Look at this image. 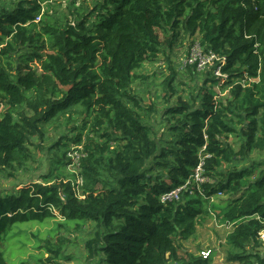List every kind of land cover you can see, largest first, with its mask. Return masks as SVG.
<instances>
[{
	"label": "trees",
	"instance_id": "1",
	"mask_svg": "<svg viewBox=\"0 0 264 264\" xmlns=\"http://www.w3.org/2000/svg\"><path fill=\"white\" fill-rule=\"evenodd\" d=\"M16 2L0 11V172L17 173L34 160L30 139L43 142L45 124L67 115L81 122L49 146L65 149L58 168L76 156L77 182L0 193V264H9L2 248L19 226L57 217L73 228L93 225L83 243L86 263L208 264L180 261L179 251L211 210L231 225L228 261L264 264V159L256 156L264 152V0L75 1L65 20L51 14V0ZM182 34L226 59L219 94L210 70L182 69L203 75L192 104L176 95L170 58ZM162 55L168 139L142 120L155 107L143 108L132 88L147 79L140 68ZM201 162L198 187L192 174ZM184 185L178 200L161 202ZM62 242L40 241L44 261L57 264Z\"/></svg>",
	"mask_w": 264,
	"mask_h": 264
},
{
	"label": "rangeland",
	"instance_id": "2",
	"mask_svg": "<svg viewBox=\"0 0 264 264\" xmlns=\"http://www.w3.org/2000/svg\"><path fill=\"white\" fill-rule=\"evenodd\" d=\"M17 0H0V11L4 8L9 9L16 5ZM79 1V3L85 1L86 6L92 4L93 0H51V14L58 18L59 20H65L69 14L67 8L72 6V2ZM50 3V2H49ZM67 12V13H66ZM166 35L160 33L161 39ZM197 39H188L182 34L179 39H177L175 46L170 52V58L173 62L175 68L178 71V78L175 83L176 95L182 97L185 101H188L189 104L193 103V100L190 98L192 93L193 97L196 96L198 88L197 85L202 84L203 75L197 74V77L191 75V72L188 71L182 72V62L190 56V49ZM202 56V55H201ZM164 55L160 56L158 60L152 63H145L138 74L140 76H147V79L144 83L136 81L133 85V91L142 99L143 108L153 105L155 108L154 113L143 111L141 112L142 120L149 124L155 133L156 138L168 139V132L170 124L173 121H170L169 115H167L165 110L169 105L164 104L163 86L161 83L168 74L167 63ZM37 68V63L32 64ZM208 66L203 70L206 71ZM141 82L143 80H140ZM214 92L218 93V88L215 86L213 88ZM226 93V92H225ZM171 102L176 103V98H171ZM4 111V107L0 105V112ZM73 120L71 122L67 121V116H59L52 122L42 126L43 132V142L32 137L30 139V150L34 156V160L27 163L24 169L18 171L17 173L7 171L0 172V193H11L15 192L16 189H20L22 186H28L31 182H38L40 184L51 185L53 183L59 182H68L75 183L77 182L76 177V165L75 160L76 156L72 154L71 163L65 165L64 167H57L55 163L58 161V157L64 163L65 160L62 158V153L65 149L60 151L56 148L49 146L53 145L61 136H66L73 126H78L81 122V119L75 115H72ZM68 134L67 136H69ZM62 139V138H61ZM234 139H228V142ZM40 145V147H39ZM239 145H235V148L238 149ZM259 157V160L264 159V152L258 153L256 155ZM69 156V152L67 154ZM75 158V159H74ZM251 158H256L255 155H251ZM12 173L13 175H8ZM51 174V176L44 178L46 174ZM224 197L218 196L215 198L214 202L222 203ZM222 209L225 208L223 204ZM211 217L208 215L203 216L201 225L196 227V231L192 237L186 241L181 242L182 249L179 251L180 261L187 262L190 257L199 259L201 253L207 250H212V254L208 259L210 262L208 264H234L233 262L228 261L229 256L232 253L230 247L225 245L226 236L230 232L231 227H226L225 222L215 216V213L218 210H211ZM57 215V211H53ZM78 222H71L72 225L77 224ZM61 224V225H57ZM56 229V233H50L52 229ZM18 232H14L13 238L5 240L4 247L2 248L4 257L7 258L8 263L18 264L20 261L23 264H52L44 261L47 257L46 252L43 249H39L37 246H40V241L49 240L52 243H58L60 238L64 239L63 243V254L59 256L55 261L57 264H100L95 261L86 263L85 261V251L83 249V243L92 235L94 227L92 224H86L82 228H73L71 225L67 226L66 222L57 217L56 220H47L43 223H34V224H23L17 228ZM70 229V231H68ZM102 231H106L101 228ZM35 236V237H34ZM39 242V243H38ZM17 247L19 253L18 257L9 256L8 253L12 252L15 254V248ZM11 262H10V261Z\"/></svg>",
	"mask_w": 264,
	"mask_h": 264
},
{
	"label": "built area",
	"instance_id": "3",
	"mask_svg": "<svg viewBox=\"0 0 264 264\" xmlns=\"http://www.w3.org/2000/svg\"><path fill=\"white\" fill-rule=\"evenodd\" d=\"M39 16L36 17L35 22H39ZM202 55V56H201ZM226 62L225 57H221V56H216L211 52H204L203 49L198 45V44H193L191 49H190V56L184 60L182 62V69L185 68L186 66H195L197 70L199 71H203L207 66V70H210V72L212 73V75L214 76V78L218 81L219 85H217L218 88V94L220 92L219 88H220V84H222L224 82V79L227 78V75L224 74L222 72V67L224 66ZM248 82H255L257 81V79H247ZM227 92V91H225ZM224 92V94H225ZM76 165V164H75ZM202 162L199 163V165L195 168L192 177L194 179V181L198 184V187L205 182V179L202 175ZM188 183V182H187ZM186 183V184H187ZM186 185L177 188V189H173L170 192L164 194L161 196V202L165 203V202H169V201H173V200H178L179 198V193L185 189ZM220 196V194H219ZM227 228L231 227L230 224L225 225ZM260 239L262 241H264V231H262L260 234ZM201 255L200 257L203 260H207L208 257L211 256L212 254V250H207L203 252H200Z\"/></svg>",
	"mask_w": 264,
	"mask_h": 264
}]
</instances>
